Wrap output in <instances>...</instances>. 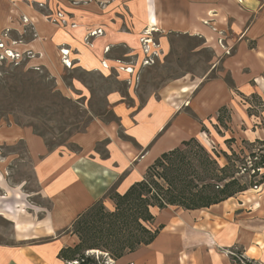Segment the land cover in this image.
I'll use <instances>...</instances> for the list:
<instances>
[{
	"label": "rangeland",
	"instance_id": "1",
	"mask_svg": "<svg viewBox=\"0 0 264 264\" xmlns=\"http://www.w3.org/2000/svg\"><path fill=\"white\" fill-rule=\"evenodd\" d=\"M133 1H139L141 13L145 15H130L133 13L130 0H0V127L16 125L32 131L45 140L48 151L67 149L76 152L79 147L69 142L75 135L86 132L92 121L119 123L114 112L116 104L111 99L113 95L120 103L138 110L151 99L161 97L163 101L181 85H190L192 89L185 95L187 102L185 100L179 108L188 110L203 83L222 79L235 93L236 103L222 107L215 116L203 121L202 132L184 140L177 148L178 153L171 158L162 160V154L157 159L163 161V165L154 163L143 180L152 192L147 196L154 194L165 203L170 195L168 178L173 180L177 195L191 187L194 192L200 190L204 195L217 198L216 193L225 189L220 194L222 201L219 203L236 199L249 212L262 211L264 88L259 86L257 78L264 77V73L259 69L260 61L253 62L252 68L241 70L249 77L246 87H238L234 77L226 71L230 61L234 68L237 67L239 42H248L249 38L234 29L232 20L229 30H220L208 20L204 22L215 36L214 45H208L201 36L158 32L155 25L153 28L150 25L153 24L152 16L147 13L150 0ZM86 6L105 17L115 18L116 15L111 14L119 13L124 20L130 21L126 24L132 30L137 27L132 23L138 25L139 21L143 25L138 32L139 43L134 46L107 44L113 33L103 25L85 30L75 19L74 11ZM38 15L45 20V28H49L61 41L55 57L48 54L49 57L44 55L43 58V54L33 46L40 36L37 22L31 16ZM98 39L105 43L99 44ZM256 46V42L251 40L248 49ZM96 50L102 58L98 57L100 62L91 66L85 59L92 53L96 55ZM255 66L258 67L257 72H253ZM119 131L123 135L122 129ZM97 150L105 152L103 145ZM0 151L20 155L18 162L11 166L9 184L25 181L24 188L29 193L37 192V179L26 146L23 143L3 146ZM232 181L237 184L226 189ZM116 187L117 184L113 185L96 203L91 215L85 218L89 224L72 225L68 233L78 237L77 245L81 242V234H90L100 228H107L111 233L112 229L107 225H111L114 217L104 221L107 218L104 215L115 214L118 209L125 210L130 220L135 221L139 210L130 204L135 201L122 199L129 190L120 194ZM34 199L50 208L47 199L42 200L38 196ZM151 202L158 205L155 199ZM168 207L204 209H187L175 204L165 208L150 206L149 210L152 213L153 209ZM154 219L150 223H142L152 232L159 233L160 228L155 227ZM118 228L113 229V241L122 237ZM12 238V223L0 217V242L9 243ZM230 253L241 264H260L245 261L244 255L237 250ZM76 259L70 264H86L84 260L87 259L93 264H115L120 258L100 248L81 249Z\"/></svg>",
	"mask_w": 264,
	"mask_h": 264
},
{
	"label": "crops",
	"instance_id": "2",
	"mask_svg": "<svg viewBox=\"0 0 264 264\" xmlns=\"http://www.w3.org/2000/svg\"><path fill=\"white\" fill-rule=\"evenodd\" d=\"M262 1L150 0L147 13L152 16L151 28L155 25L158 32L201 36L208 45H214L215 36L204 22L208 20L220 30H229L232 20L234 29L246 34L249 40L239 42L237 67L230 61L226 71L238 87H246L249 77L241 73L243 68H252L253 62L260 61L259 69L264 73ZM137 2L130 0L133 11L130 15H145ZM88 6L74 11L75 19L85 30L103 25L113 33L107 44L134 46L139 43L138 32L143 27L139 21L138 25L132 23L137 26L132 30L126 24L130 21L119 13L111 14L115 18L105 17ZM31 17L37 22L40 36L33 46L43 58L49 57L48 54L55 57L61 41L45 28V20L40 15ZM251 40L257 46L250 50ZM94 52L96 55L92 53L85 59L91 66L102 58L97 50ZM263 78H257L261 88H264ZM191 89L190 85H181L174 95L168 94L163 101L161 97L151 99L138 110L120 103L113 95L119 123L92 121L86 132L75 135L69 142L79 147L76 152L48 151L45 140L32 131L16 125L0 127V147L23 143L38 184V191L31 193L24 188L25 181L10 185L11 166L18 162L20 155L0 151V217L13 225L12 242H0V264H70L72 261L61 258L60 253L77 246L78 237L68 231L80 215L100 202L113 185L117 184L116 190L123 194L143 181L162 154L177 149L184 140L202 132L203 121L215 116L222 107L236 103L235 93L225 81L214 79L200 86L188 110L179 109ZM100 145L105 152L97 150ZM37 196L47 199L50 208L37 203L34 199ZM152 214L155 227L160 228L158 235L148 245L125 253L115 264H241L230 255L234 250L242 253L245 261L264 264V209L249 212L236 199H230L198 210L157 208Z\"/></svg>",
	"mask_w": 264,
	"mask_h": 264
},
{
	"label": "trees",
	"instance_id": "3",
	"mask_svg": "<svg viewBox=\"0 0 264 264\" xmlns=\"http://www.w3.org/2000/svg\"><path fill=\"white\" fill-rule=\"evenodd\" d=\"M178 151H179L178 149L177 150L175 149L173 151L163 154L162 160H167L171 158V155L178 153ZM155 163L156 165L159 164L163 165V161L161 160H157V162ZM167 181L170 185V190H169L170 195L168 196L165 203L160 202L159 199L154 194L153 196H147L150 195L152 192L149 186H146L144 181L134 184L133 186H131L129 191L124 196H122L123 200H130L132 198L135 201L134 204L130 203L132 206L134 205L135 207H137L136 210H139L138 216L136 217L134 222L130 220V215L126 214L125 210L123 209H118L115 214H111V215L103 214L105 217H107L106 219H104V221L108 220L109 217L115 218L111 220L112 226L107 222L108 224L107 227H110L112 229L111 233L110 230L108 232L107 228H100L98 230H95L94 232H91L90 234L88 233H84V235L81 234L79 235L81 242L75 248H69L61 251L60 257L69 261H77L76 255L79 253L81 249L104 248L107 250V252L112 253L117 258H121L125 253L133 252L142 245H148L154 240V238L158 234L157 231L152 232L151 230L146 228V226H144L142 223V221L150 223L154 219L153 214L149 210L150 206H158L159 208H165L167 205L177 204L187 209L208 208L222 201L221 199L222 197H220V194L225 190L223 189L220 193H216L217 198L215 197V195L212 194H211L212 196L207 194L204 195L201 193L202 191L200 190L194 192L192 191L191 187L187 188L186 190L187 192H185L184 190L177 195L175 193L178 192L175 191L173 187L174 186L173 180H169L167 178ZM236 184H237L236 181H232L229 184H227L226 189ZM152 199H155L156 202L158 201V205L152 204L151 202ZM97 204L94 205L87 212L82 214L74 223L73 227H75V225L89 224V222L85 218L89 217L90 212H93L95 210ZM123 204L124 203H122L121 206H123ZM116 227L117 228L119 227L118 229L120 232H122L120 233L122 234V237H119L117 241H113L112 240V236L114 235L113 229ZM130 239H132V241ZM91 240H93L94 242L93 241L91 242ZM84 261L86 264L94 263L90 259Z\"/></svg>",
	"mask_w": 264,
	"mask_h": 264
},
{
	"label": "built area",
	"instance_id": "4",
	"mask_svg": "<svg viewBox=\"0 0 264 264\" xmlns=\"http://www.w3.org/2000/svg\"><path fill=\"white\" fill-rule=\"evenodd\" d=\"M0 47H2V46H0ZM147 53L149 54V52L147 51Z\"/></svg>",
	"mask_w": 264,
	"mask_h": 264
}]
</instances>
